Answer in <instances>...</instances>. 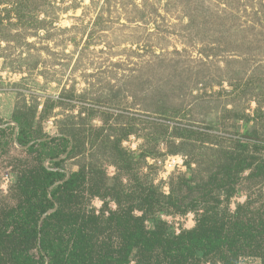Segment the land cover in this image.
<instances>
[{"label":"rangeland","instance_id":"374dc122","mask_svg":"<svg viewBox=\"0 0 264 264\" xmlns=\"http://www.w3.org/2000/svg\"><path fill=\"white\" fill-rule=\"evenodd\" d=\"M17 120L33 140L57 139L28 152L16 141ZM133 134L143 140L136 149ZM63 136L73 141L61 169L84 170L85 188L97 184L104 196L87 189L73 208L85 221L100 219L98 238L113 250L122 234L104 221L131 207L148 214L149 229L164 222L176 235L207 211L257 229L264 222V169L257 176L264 166V0H0V228L25 198L23 179L54 167L48 152L63 148ZM176 153L187 157V171L173 161L168 180L160 179ZM152 192L160 202L150 208ZM240 193L246 201L230 210ZM95 197L105 201L99 209ZM260 242L238 264H264ZM197 256V264H223ZM139 260L134 250L130 264ZM167 263L155 255L150 264Z\"/></svg>","mask_w":264,"mask_h":264},{"label":"trees","instance_id":"16d2710c","mask_svg":"<svg viewBox=\"0 0 264 264\" xmlns=\"http://www.w3.org/2000/svg\"><path fill=\"white\" fill-rule=\"evenodd\" d=\"M16 123V141L27 146L28 152H42L57 139L33 140L20 120ZM60 139L63 148L60 151L58 148L49 149L47 156L54 167L49 169L42 165L33 176L23 179L21 192L25 198L11 212L12 224L5 222L4 228H0V252L3 253L0 264H130L134 250L140 255L138 264H150L155 255L163 257L167 264H197L198 254L206 259L216 258L223 264H238L243 251L260 250V241L264 237L263 221L254 229L250 223L238 220L225 222L219 214L207 211L200 216L193 230L176 235L168 232L164 222L157 221L149 229L146 226L148 214L137 218L133 207L128 211L109 212L104 221L105 227H117L122 234L123 245L113 250L110 244L98 238L100 219L93 215L85 221L84 215L73 208L87 189L91 196L103 195L97 184L85 188L87 173L84 170L71 174L67 179L59 158L61 153L68 152L73 139L68 136ZM72 147L74 152L76 146ZM263 169V165L257 167V176ZM64 180V183L56 185ZM152 202H160L153 192L146 197L148 207L152 208ZM191 207L195 209V206ZM54 209L40 225L43 216ZM104 213L101 214L102 220L106 216Z\"/></svg>","mask_w":264,"mask_h":264},{"label":"clouds","instance_id":"9594fccd","mask_svg":"<svg viewBox=\"0 0 264 264\" xmlns=\"http://www.w3.org/2000/svg\"><path fill=\"white\" fill-rule=\"evenodd\" d=\"M79 14H80L79 12L76 13V15H79ZM69 15H71V13ZM61 23H62L63 26H70V24L72 22L67 20V19H62ZM226 87H227V85H226ZM251 105H252L253 109L257 106L255 101H252ZM57 111H59V109H57ZM93 124L96 125L97 127H99V126L103 125V121L100 120L99 118H97V119L93 120ZM130 139L133 141V143H131V145H130V147L132 149H136L140 144L143 143V140L142 139H137V137L134 134L131 135ZM176 142L179 143L180 141L177 139ZM122 143H123V145L125 147L129 146V142L128 141H123ZM160 149H161L162 152H167L168 151L167 146L165 144H163V143L160 145ZM186 159H187V157L184 156L182 153L170 154L168 162L166 164L167 172L161 171L160 172V179L168 180L169 175L174 171L173 161L175 162V166L178 167L180 169V171H182V172L183 171H187V169L184 166V163H185ZM148 163L149 164H153V163H155V161L153 159L149 158L148 159ZM192 166L195 167L194 164ZM144 171L147 172L148 169L145 168ZM248 174H249V171L246 170L244 172V175H248ZM109 175H115L114 167L109 169ZM9 182H10V179H6V182H5V185H4L5 188L7 187ZM159 182H160L159 179H157L155 181V183H157V184H159ZM167 191H168V189L165 188V192H167ZM246 199H247V196H246L245 193H240V194L234 196L233 197V201L234 202L232 203L230 210L235 211V209H236V203L235 202L236 201H238L239 203L242 204V203H244L246 201ZM104 203H105V201L100 199L99 197H95L92 200V206L95 207L96 209L101 208ZM111 207L114 210L116 209L117 205L115 204V202H113L111 204ZM134 214L135 215H143V213L140 212V211H136ZM194 216H195V214L193 212H188L187 213V217H186L187 218V223L185 224V228L191 229V228L195 227L196 220L194 219ZM162 218L165 219V220H170L171 219L170 217H167V216H162ZM178 219H179V217H178ZM149 226L151 227V225H149ZM177 234H178V230H177Z\"/></svg>","mask_w":264,"mask_h":264},{"label":"water","instance_id":"95a60500","mask_svg":"<svg viewBox=\"0 0 264 264\" xmlns=\"http://www.w3.org/2000/svg\"><path fill=\"white\" fill-rule=\"evenodd\" d=\"M67 175H68L67 179H69V177L71 176V174H70L69 172H67ZM67 179H66V180H67ZM66 180L61 181V182H58L56 185L61 184V183H64ZM55 210H56V209H54V210H52V211H49L47 214H45V215L43 216L41 222H40V225H42L44 219H45L48 215H50L51 213H53Z\"/></svg>","mask_w":264,"mask_h":264},{"label":"crops","instance_id":"0c3cea01","mask_svg":"<svg viewBox=\"0 0 264 264\" xmlns=\"http://www.w3.org/2000/svg\"><path fill=\"white\" fill-rule=\"evenodd\" d=\"M18 130V129H17Z\"/></svg>","mask_w":264,"mask_h":264}]
</instances>
